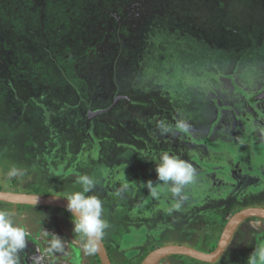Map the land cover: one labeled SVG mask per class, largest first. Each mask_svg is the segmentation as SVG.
I'll use <instances>...</instances> for the list:
<instances>
[{
    "label": "rangeland",
    "instance_id": "obj_1",
    "mask_svg": "<svg viewBox=\"0 0 264 264\" xmlns=\"http://www.w3.org/2000/svg\"><path fill=\"white\" fill-rule=\"evenodd\" d=\"M161 120L189 129L161 135ZM165 152L195 169L180 210L157 181ZM84 174L115 264L164 245L208 253L234 211L264 207V0H0V188L66 199ZM0 208L27 233L19 264H100L64 211ZM232 240L217 264H249L264 221Z\"/></svg>",
    "mask_w": 264,
    "mask_h": 264
},
{
    "label": "clouds",
    "instance_id": "obj_2",
    "mask_svg": "<svg viewBox=\"0 0 264 264\" xmlns=\"http://www.w3.org/2000/svg\"><path fill=\"white\" fill-rule=\"evenodd\" d=\"M156 128L161 135L175 136L177 130L187 132L189 125L183 120H178L173 127L161 120L157 122ZM155 172L157 181L169 188L172 196L176 198L173 208L180 210L183 202L188 199L183 193L185 187L194 182L195 169L188 161L165 152L158 157ZM23 175L24 172L17 167L10 168L6 173L8 178ZM77 183L81 186V190L68 195L65 200V210L70 214L72 231L81 237L82 251L85 255L91 256L98 252L107 223L102 219V200L95 195H88L94 188L93 179L84 174L77 178ZM146 184L152 195L158 196L152 181ZM26 235L25 228L13 219V212L0 208V264H19L18 254L26 247ZM64 243L60 235L52 233L49 252L63 251ZM257 259L264 261V248H258L250 254L249 264H257Z\"/></svg>",
    "mask_w": 264,
    "mask_h": 264
},
{
    "label": "water",
    "instance_id": "obj_3",
    "mask_svg": "<svg viewBox=\"0 0 264 264\" xmlns=\"http://www.w3.org/2000/svg\"><path fill=\"white\" fill-rule=\"evenodd\" d=\"M122 99H125V97H116L113 100V104L110 108H112L117 101ZM110 108L98 110L94 112L92 116L106 113L110 110ZM65 200V198L55 195H40L0 190V203L9 204L12 206L48 207L66 211ZM250 219L264 221V207H248L236 212L226 223L220 235L217 246L212 252L205 253L200 250L182 245H166L152 250L140 264H158L163 259L173 256L186 257L204 264H213L217 262L225 253L230 241L232 240L240 225ZM96 255L100 264H112L102 240Z\"/></svg>",
    "mask_w": 264,
    "mask_h": 264
},
{
    "label": "flooded vegetation",
    "instance_id": "obj_4",
    "mask_svg": "<svg viewBox=\"0 0 264 264\" xmlns=\"http://www.w3.org/2000/svg\"><path fill=\"white\" fill-rule=\"evenodd\" d=\"M115 99V98H114ZM120 101V100H119ZM118 102V101H117ZM116 102V103H117ZM116 103L114 104V106L112 107V108H110L111 106H112V104L110 105V106H108V108H110V110L109 111H111V110H113V109H115V105H116ZM105 109H107V108H105ZM98 110H101V109H98ZM98 110H90V109H88V114H87V116L88 117H96V116H92V114L94 113V112H96V111H98ZM103 110V109H102ZM108 111V112H109ZM107 112V113H108ZM107 113H105V114H107ZM101 115V114H100ZM100 115H97V116H100ZM216 168H219L218 170H217V172L218 171H222V173L225 171V172H228V171H230V173L229 174H232V170H230L229 168L227 169V168H225V167H223V166H219V167H214V169H216ZM225 169H227V170H225ZM217 176H219V174H217ZM233 176V175H232ZM234 177V176H233ZM219 178L220 179H222V180H224V182L226 183V179L228 180L230 177H227V175L225 174V173H223V175H220L219 176ZM25 207V206H24ZM241 209H239V210H237V211H234V212H238V211H240ZM63 211V210H62ZM247 221H250V220H247ZM247 221H246V223H247ZM240 227H241V225H240ZM239 229V228H238ZM237 229V230H238ZM102 241H103V243H104V246H105V248H106V250H107V253H108V255H109V258H110V261H111V263L112 264H115V262H114V259H112V256H111V253H109L110 252V250H109V248L106 246V244H105V242H104V240L102 239ZM233 240H231L230 241V243H229V245L231 244V242H232ZM229 245H228V247H229ZM165 246V245H164ZM214 246H216V245H214ZM227 247V248H228ZM194 249H196V248H194ZM251 249V248H250ZM198 250V249H197ZM252 250V249H251ZM201 251V250H200ZM253 252L255 251V249H253L252 250ZM202 252H205V251H202ZM150 253V252H149ZM205 253H207V252H205ZM209 253V252H208ZM239 255H243L244 254V252H241V253H238ZM56 255V257H58L57 256V254H55ZM224 255V254H223ZM223 255H222V257H223ZM246 255V254H245ZM244 256V255H243ZM170 258H179V259H186V258H184V257H176V256H173V257H168V258H166V259H163L162 261H160V262H165L167 259H170ZM240 258V256H238V259ZM48 259H50V258H47V259H45V260H48ZM243 258H241L239 261H238V263L237 262H235V261H232V263H230V264H234V263H237V264H239V263H241V260H242ZM219 261V260H218ZM218 261L217 262H215L214 264H217L218 263ZM160 262L158 263V264H160ZM174 262H176V264H184L185 262L183 261V262H181L180 260H172V261H168V262H165L164 264H167V263H169V264H173ZM190 262L191 263H193V264H197V263H195L194 261H192V260H190ZM223 264H226V263H223ZM229 264V263H228Z\"/></svg>",
    "mask_w": 264,
    "mask_h": 264
},
{
    "label": "trees",
    "instance_id": "obj_5",
    "mask_svg": "<svg viewBox=\"0 0 264 264\" xmlns=\"http://www.w3.org/2000/svg\"><path fill=\"white\" fill-rule=\"evenodd\" d=\"M0 190H1V188H0ZM37 194H40V193H37ZM64 212L67 216H70V214L68 212H66V211H64ZM250 220L258 221L257 219H250ZM214 248L215 247L211 248L210 250H208V252H212ZM147 255H148L147 251L143 252L139 260H129V261L125 262L124 264H140ZM176 257H181V256H176ZM184 258H186V257H184ZM186 259H189V258H186ZM189 260H192V259H189ZM192 261L196 262L195 260H192Z\"/></svg>",
    "mask_w": 264,
    "mask_h": 264
},
{
    "label": "crops",
    "instance_id": "obj_6",
    "mask_svg": "<svg viewBox=\"0 0 264 264\" xmlns=\"http://www.w3.org/2000/svg\"><path fill=\"white\" fill-rule=\"evenodd\" d=\"M13 207H17V206H13ZM60 253V252H59ZM62 254V253H61ZM60 258H61V256H60ZM197 262V261H196ZM198 263H200V262H198ZM202 264H204V263H202ZM214 264V263H213Z\"/></svg>",
    "mask_w": 264,
    "mask_h": 264
}]
</instances>
